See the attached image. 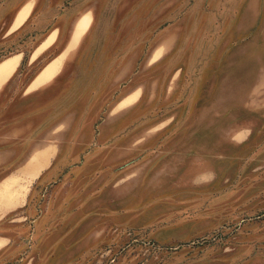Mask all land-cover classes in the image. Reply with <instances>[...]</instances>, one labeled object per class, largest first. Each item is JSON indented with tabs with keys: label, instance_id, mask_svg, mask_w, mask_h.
<instances>
[{
	"label": "rangeland",
	"instance_id": "obj_1",
	"mask_svg": "<svg viewBox=\"0 0 264 264\" xmlns=\"http://www.w3.org/2000/svg\"><path fill=\"white\" fill-rule=\"evenodd\" d=\"M24 1L0 0V134L27 114L0 152L58 136L35 172L27 142L0 159V264H264V0H39L8 35ZM78 9L64 82L21 107Z\"/></svg>",
	"mask_w": 264,
	"mask_h": 264
},
{
	"label": "crops",
	"instance_id": "obj_2",
	"mask_svg": "<svg viewBox=\"0 0 264 264\" xmlns=\"http://www.w3.org/2000/svg\"><path fill=\"white\" fill-rule=\"evenodd\" d=\"M39 3H40L39 0H26L22 4H20L16 9H14L12 11L11 17L9 19V24H8V31H7L8 35L13 34L18 29H21L22 27H24L26 25V23H28V21L33 17L34 12H36V10L38 9ZM24 8H27L26 16L20 24L15 26L14 23L16 20V16ZM86 14L89 16L88 11H81L80 9L74 10V11H72L70 13H66V14H64V11H63V13H61V15H57L56 19L53 18L54 21H52V25L47 30L43 31L42 35L38 39L32 53H31L30 60H34L35 58L39 57L40 54L46 53L47 51H53L54 54L39 69V71L46 64H48L50 61H53L54 59H56L59 54L63 53L65 50H66V52L60 58V62L58 64V69H57L56 73L52 76V78H50L49 80H47L45 82L34 84L35 76L38 74V72H39L38 71L35 74V76L30 80V82L26 85L25 91L23 93L24 96L26 95L25 98L19 99V100H24V103L21 105V107L23 106V107H25V109H27V102L33 101L31 103V107L35 103L32 108L36 111L37 109H39V107L43 106L45 104L46 100L51 96V94H53L54 91L57 90V88L59 86L58 82L59 83L64 82L63 79L65 78V76H67L66 71L68 70V68L65 67V63L63 64V61L70 58V57L71 58L74 57L75 54L77 53L78 49L80 48L81 40L84 38V36H85L84 34L89 27L90 19H89L88 25L83 30V32L79 35L77 40L72 42V39H73V34L75 31L77 22L80 20V18H82ZM15 55H19V58L17 61V63H18L20 60V57H21V55L19 53L9 55L5 58H8L10 56H15ZM5 58H2V59H5ZM16 65H15V67H16ZM5 80H7V78ZM34 90H36V91H34ZM31 91H34L37 93H34L32 95H30V93L27 94L28 92H31ZM40 91H42V92L40 93ZM125 99H129V98L125 97L123 100H125ZM26 117H27V114H25L22 117H21V115H19L16 118L19 120L15 121V123H13L11 128L8 129L6 132H3L0 134V141H8L11 135H16L19 131H21L23 127H20L17 130H15L14 128H16L17 125L21 126L22 123H25V121H27ZM11 130H12V132H11ZM50 134H48L46 129H45V131L41 132L35 139H33V140L27 139V140L23 141V143L27 142V153H26L27 157L23 162H21L17 165V166H19V165L22 166V167L19 166L18 167L19 169L25 170V171L31 173V172H35L37 169H39L40 167L45 165L46 159H45L44 155L48 153L47 149L49 147L47 139L55 138L58 136V133H55L56 135H50ZM20 141L16 142V143H12L11 145L9 144L7 147V149H8L7 151L2 150L0 152V159L1 158H5V159L8 158L9 159L11 156L15 155L17 151H15L13 149H15L17 147L20 148L22 146L23 143H20ZM32 143H34V146H32ZM39 156L44 158V163L42 165H39L37 167V169H34L31 167V164ZM26 165H27V167H26ZM33 170H35V171H33Z\"/></svg>",
	"mask_w": 264,
	"mask_h": 264
},
{
	"label": "bare ground",
	"instance_id": "obj_3",
	"mask_svg": "<svg viewBox=\"0 0 264 264\" xmlns=\"http://www.w3.org/2000/svg\"><path fill=\"white\" fill-rule=\"evenodd\" d=\"M87 16V15H86ZM85 19H86V17H83L82 19H81V24H86V21H85ZM87 25V24H86ZM85 25V26H86ZM84 26V27H85ZM7 65H8V62L6 61V62H4V63H2V65H0V69H2V70H4L5 68H7Z\"/></svg>",
	"mask_w": 264,
	"mask_h": 264
}]
</instances>
